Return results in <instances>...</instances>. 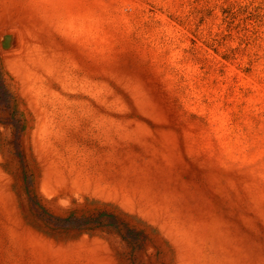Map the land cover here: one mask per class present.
I'll use <instances>...</instances> for the list:
<instances>
[{"label": "rangeland", "instance_id": "374dc122", "mask_svg": "<svg viewBox=\"0 0 264 264\" xmlns=\"http://www.w3.org/2000/svg\"><path fill=\"white\" fill-rule=\"evenodd\" d=\"M0 65V264H264V0H0Z\"/></svg>", "mask_w": 264, "mask_h": 264}, {"label": "trees", "instance_id": "16d2710c", "mask_svg": "<svg viewBox=\"0 0 264 264\" xmlns=\"http://www.w3.org/2000/svg\"><path fill=\"white\" fill-rule=\"evenodd\" d=\"M14 109V110H13ZM17 111L15 110V95L13 94L9 80L7 76L3 73L2 67L0 65V126H10L13 128L16 123L15 116ZM42 210L43 217H46L47 212L42 207H39ZM48 215V214H47ZM39 220L44 221L46 224H50V220L53 219L51 215H48V218H41L37 214ZM115 218L114 216H111ZM90 229L85 227V229Z\"/></svg>", "mask_w": 264, "mask_h": 264}]
</instances>
